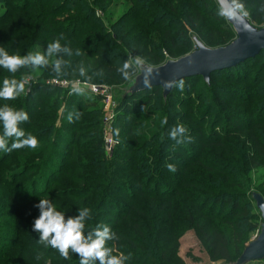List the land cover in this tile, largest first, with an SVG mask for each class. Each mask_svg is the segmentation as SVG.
<instances>
[{"label":"trees","instance_id":"16d2710c","mask_svg":"<svg viewBox=\"0 0 264 264\" xmlns=\"http://www.w3.org/2000/svg\"><path fill=\"white\" fill-rule=\"evenodd\" d=\"M4 1L9 11L32 15V20L39 21L37 40L44 39V43L48 44L63 34L64 40L61 43L66 40L73 49L80 48L84 53L76 60L65 57L70 64L66 75L57 77L49 70L41 74L42 79L70 81L75 75L79 76L78 67L83 63L86 70L90 68L87 71L90 77L92 74L102 73L114 75L116 78L112 77L118 86L127 87L139 74L137 72L126 80L117 71L119 65L128 60L129 55L139 54L147 64L159 67L176 58L180 50H191L195 35L206 47L212 49L225 47L236 39L226 16L219 14L221 9L216 0H126L128 8L124 16L110 26L111 33L107 32L97 13L98 10L102 13L110 10L109 0ZM235 3L241 5L239 9L251 14L249 20L253 25L257 28L264 25V0H235ZM12 15V12L5 14L0 26ZM150 34H155V37L151 38ZM27 51L23 49V52ZM10 52L12 54V50ZM91 59L94 60L92 65ZM254 60L261 63V70L252 84H264V52H261L256 58L238 67L214 73L209 84L202 77L183 80L185 89L188 90L184 96L174 86L166 98L162 88L158 87L118 100L122 107V118L127 117L129 112H134V121L142 124L146 118H141L136 107L139 106V110H142L155 102L157 96L163 97L160 104L157 101L152 103L155 108H159L158 142H147L144 137L139 138L133 133L132 129L127 133L130 138L125 144L124 152L131 155L126 161L129 166L127 170L131 172L129 179L132 187L125 192V196L130 205L116 202V210H101L105 219L113 217L112 230L117 232L120 240L124 239L121 225L131 224L139 216L146 218L149 223L142 224L139 230L136 224L133 225L132 231L136 233V237L127 242V250L126 245L125 249H120V253L128 257L125 264H174L179 249L175 230L179 226L196 231L212 261L232 264L251 242V236L260 231L262 217L260 215L259 220L252 214L249 203V198L253 201L254 193L264 197V186L258 188L262 189L260 193V190L254 189L251 179L254 169L264 168V102L253 97L247 75V68ZM33 71L29 66L18 73L32 74ZM11 75L0 69V81ZM85 80L91 81V78ZM200 81L212 95L211 103L201 109L198 107L193 112L196 103L210 101L209 96L200 98L198 94L196 98L192 97L196 84ZM228 85H235L241 90ZM58 91L64 92L66 105L72 107L75 104L74 94H69L70 91L43 81L33 84L26 96L17 98L16 106L21 105L30 116L29 122L23 125L26 132L33 130L37 137L48 138V144L35 152L43 157L39 164L14 165L15 156H28V149L0 153V264H14L16 259L19 264H23V255H31V264H40L37 259L42 264H79L75 254L70 253L69 260L60 257L53 248L46 254L44 250L47 248L39 246L37 240H33L34 233H27L25 230L32 227V215L26 209H30L29 206L39 201L40 197L49 198L51 193L47 187L39 189L40 185L50 180L51 185L56 183L55 173L52 171L54 166L66 169L60 159L56 158L59 155V139H63L62 134H65L64 130L54 129L57 121L55 113L61 102L59 105L57 98L51 99ZM259 91L260 98L264 95V85L259 87ZM231 97L232 101L223 105L221 99ZM235 104L248 106V111H245L252 114L243 117L233 112L228 113V107ZM178 107L189 108L187 118L184 119L181 112L175 113ZM194 114L199 116L194 117ZM211 114H214V118L208 122ZM178 121L188 123L189 126L187 129L191 140L184 144H176L167 135ZM63 125H67L63 127L66 129L70 127V124ZM52 135L58 138L56 144L51 142ZM140 142L148 150H144L143 144L139 145ZM229 147L233 150H229ZM167 163H173L176 171L170 172L166 167ZM119 164V161L115 163ZM39 167H43V174L33 176ZM196 170L209 176L205 180L200 179L193 174ZM30 175L33 180L28 184L27 177ZM100 175L107 185L105 195L103 192L98 193L104 199L101 200V207H104L116 180L111 179L113 176L107 169H103ZM142 198L152 201L151 210L141 209L138 200ZM21 208L25 210L21 211ZM24 211L25 214H22ZM92 224L91 220L89 226ZM169 237L173 238L168 239ZM160 246L162 254H157ZM169 248H174V252H168Z\"/></svg>","mask_w":264,"mask_h":264},{"label":"rangeland","instance_id":"374dc122","mask_svg":"<svg viewBox=\"0 0 264 264\" xmlns=\"http://www.w3.org/2000/svg\"><path fill=\"white\" fill-rule=\"evenodd\" d=\"M109 1L111 3L110 10L107 13H102L100 10H98L97 13L98 17L105 24L107 32L111 33L110 26L116 24V22H118L124 16L126 9L128 8V4L126 0ZM88 2L90 3V1ZM4 4L5 1L3 0V3H0V22L3 20L5 14L9 15V12H12L13 15L10 19H6L5 23L0 26V46L4 47L9 53H11L10 51L12 50V54L18 55L26 54V50H28L27 53L37 50L43 52L47 46V43H44V39L37 40L38 33L36 32V29L39 28V21H37L36 19L32 20V15L30 16L25 14H18L16 12L9 11V9H7ZM240 10L248 19H250V13H248L244 9ZM258 27L262 28L264 27V25ZM150 37H155V34H150ZM196 40L200 41V39H198V37L195 35L192 40L194 44L193 48L191 50H180L178 56L171 60H178L187 55H190L195 50H197ZM200 42L203 43L202 41ZM30 46H32V48ZM23 49H25V52H23ZM165 55L167 56V53H165ZM131 56L132 55H129L128 59ZM69 58H71L72 60H76L79 57L72 56ZM92 64H94L93 59H91V65ZM147 65L151 68H156V66H152L149 64ZM49 70L51 69L48 67L35 68L32 74L27 72L23 74H15L17 79H27L26 91L21 96H26L27 94H29L33 87V84L40 81L51 84V86H55L64 91H70L74 83H76L77 85L83 84L87 86L89 91L86 96H79L74 94L73 98L75 99V104L72 107L66 105L64 101V92H56L51 99L53 100L57 98L56 100H58L59 105L61 102V106H59L55 113L57 114V121L54 125V129H56L57 131L64 130L65 134H62L63 139H59V147L57 148L59 150V155L56 158L60 159L61 163L66 167V169H57V167L53 165L54 169H52V171L55 173L56 183H54V185H51L52 180L46 181L45 183L40 185L39 189L42 190V188L47 187L48 190L51 191V193L49 194V198L54 201L59 209L67 212L66 215H76L78 207H89L93 213V224L90 225V227H94L93 225L95 223V225L108 224L111 228H113V217L105 219L106 217L101 214V210L106 209L109 212H111V210H116V202L124 205H130L125 196V192L129 191L132 187L129 179L131 172L127 170L129 166L128 162L126 161L131 157V155L124 152L125 144L130 138L127 133L130 129H132L133 133H136L139 138L142 136L147 142H158L156 136L158 133H160V131L157 129V112L159 108H155V105L153 104L156 101L157 104H160V101H163V97L157 96L156 101H153V104L151 103L152 105H147L142 108V110H139V106L136 107V110L140 114L141 118H146L141 124L137 121H134L136 117L134 112H129V115L127 117L122 118V107L119 105L118 100L121 97H126L129 91L128 89H126L127 87L117 85L115 79L112 77L114 75L111 76L103 73L101 75H95L92 74L93 70L91 69V81L85 80V78L80 76L76 77L75 73V77L73 76L74 79L70 81L40 78L43 72ZM89 70L90 68H88L87 71L89 72ZM260 70L261 63L255 60L250 63V67L247 68L248 85L251 86V93L252 95H254L253 97L256 98L257 101L264 102V95L259 98V94L261 93L259 91V87L264 84H252L254 78L259 75ZM114 77L116 78V76ZM228 86H232V88L234 87L236 90H241L235 85ZM185 88L186 85L182 91L183 96L188 92V90L186 91ZM230 92L232 93V90ZM198 94L200 98L209 96L210 101L196 103L195 107H193V112H195L198 107H200L199 109H201L211 103L212 95L208 93V91L204 88L201 81L196 84V89L192 97L196 98ZM232 99L233 98L231 97L224 100L221 99V101H223V105H226L227 102L232 101ZM5 103L18 107L16 106L17 99L14 101H6ZM236 106L238 107L236 110H234ZM18 108H22L21 105ZM75 110H79L82 113L81 118L79 120L69 122L65 115ZM227 110L228 113L233 112L243 117L249 116L250 113L247 112L248 106L245 105L235 104L234 106L228 107ZM178 112H181L185 119L188 117L189 108L183 109L181 107H178L175 113ZM193 116L196 117L199 116V114H194ZM211 118H214V114L210 115L208 122H210ZM63 124H70V127H67V129L63 128L67 126ZM177 124H183L186 128H189V126L187 125L188 123L178 121ZM33 132V130H30L28 133L36 136V133ZM57 139L58 138L56 135H52L51 142H55L56 144ZM38 140L39 145L37 149L30 150L29 155L26 157L15 156L16 159L14 160V165L24 166L28 164L31 165L40 163L43 157L36 154L35 152L45 146L46 143L48 144V138L41 139V137H38ZM142 144L144 150H148L147 146L144 145L143 142L139 143V145ZM228 149L233 150L232 147H229ZM118 161L120 164L115 165V163ZM103 169H107L108 171H110L111 177L113 176L111 179L116 180L117 182L115 181V185H113L110 189V191L112 190V193L108 194L109 200L106 201V205H104V207H101V200L104 201V199L101 196H98V193L103 192V194L105 195L104 191L107 186L103 179L100 178V174ZM42 174L43 167H39L37 171L33 173V176L37 177L41 176ZM193 174L203 180H205L209 176L208 174H201L197 170ZM251 179L253 181L254 189L260 190L258 188L264 186V168L254 169L251 172ZM27 180H29L28 184L33 180V178L31 179V175L27 177ZM19 182L22 181L20 180ZM261 192L262 189L260 190V193ZM38 202L39 201L29 206L30 209H26L32 215V225L34 223V220L39 216V209L35 207ZM138 202H140L142 210H151V200L142 198L138 200ZM249 203L252 207V214L260 220V212L257 210L255 200L253 199L252 201L249 198ZM153 206H155V204H153ZM23 210L25 209L21 208V211ZM22 214H25V211ZM139 217L134 219L131 224H124L123 226H120V230L124 232V239L122 238V240H120L119 238V240L111 242L114 248V253L119 254L121 248L125 249V245L127 250V248L129 247V243L127 242H130L136 237V233L132 231L134 224L137 225L138 230L139 227L143 226L142 224H149L146 218ZM25 230L27 233H34L33 240L36 241L39 239V234L34 231L32 227L26 228ZM175 231L177 232L178 236L176 242L179 246V249L176 255L177 261H175L174 264H178V261H181L180 264H227L224 262L215 263L211 260L207 247L201 240L200 236L196 233V231H194V229H188L187 227L179 226L176 227ZM258 234L259 232H255L251 236L252 240H254ZM172 238L173 237H169L168 239ZM170 245L171 244H169L168 247H170ZM39 246L47 248V250H44V252L46 254L49 253V250L51 248L50 246L45 247L42 244H39ZM173 249L169 248L168 252H174ZM157 251V254H162V246L158 247ZM23 256L25 262L23 264H31V255ZM37 260L40 262V264H42L41 260ZM14 264H19V262H17V259ZM33 264H35V262ZM248 264H264V261H255Z\"/></svg>","mask_w":264,"mask_h":264},{"label":"clouds","instance_id":"9594fccd","mask_svg":"<svg viewBox=\"0 0 264 264\" xmlns=\"http://www.w3.org/2000/svg\"><path fill=\"white\" fill-rule=\"evenodd\" d=\"M236 7L240 8L241 5ZM219 14L233 16L236 13L232 9H222ZM62 40H64L63 34L51 40L43 52L37 50L24 55L10 54L0 46V69L12 74L0 81V102L14 101L25 93L27 79H17L15 75L22 68L48 67L57 77L66 75L70 64L65 57H80L84 53L80 48L73 49L66 40L62 44ZM117 71L126 80L135 76L137 72L143 71L145 84H149L153 75V69L148 67L145 58L139 54L125 60L119 65ZM78 72L80 77L91 78L83 63L79 65ZM168 86H175L183 91L185 82L180 79L174 84L169 83ZM88 91L86 85L74 83L69 94L86 96ZM81 115L79 110H75L67 115V120L69 122L79 120ZM29 120V113L24 108L0 103V153L7 154L16 149H37L38 137L26 132L23 126ZM188 131L183 124H176L167 135L176 144H184L191 140ZM166 167L170 172L176 171L173 163H167ZM35 207L39 209V216L34 220L32 228L39 234L38 243L56 249L63 259H71V253L79 259V264H125L127 261L128 257L123 253L114 254V248L110 242L117 241L120 237L110 225L89 226L93 218L89 207H78L76 215H66L67 212L59 209L48 197H40Z\"/></svg>","mask_w":264,"mask_h":264},{"label":"water","instance_id":"95a60500","mask_svg":"<svg viewBox=\"0 0 264 264\" xmlns=\"http://www.w3.org/2000/svg\"><path fill=\"white\" fill-rule=\"evenodd\" d=\"M220 9H232L235 15H225L228 23L233 27L236 39L229 45L220 48H208L196 40L197 50L178 60H168L165 64L151 68L153 75L149 84L144 83L143 71H140L127 86L128 94L143 92L152 88H162L166 98L173 87L169 83L180 79L202 77L209 84L214 73L235 68L250 59L256 58L264 52V27L257 28L236 7L235 0H216ZM256 207L262 217V225L257 237L252 240L243 251L240 258L233 264H248L255 261H264V197L253 194Z\"/></svg>","mask_w":264,"mask_h":264}]
</instances>
